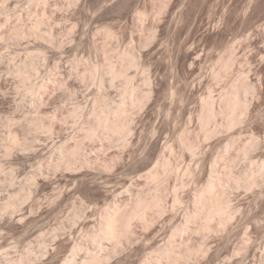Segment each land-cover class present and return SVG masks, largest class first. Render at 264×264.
<instances>
[{
	"label": "rangeland",
	"instance_id": "obj_1",
	"mask_svg": "<svg viewBox=\"0 0 264 264\" xmlns=\"http://www.w3.org/2000/svg\"><path fill=\"white\" fill-rule=\"evenodd\" d=\"M0 264H264V0H0Z\"/></svg>",
	"mask_w": 264,
	"mask_h": 264
},
{
	"label": "bare ground",
	"instance_id": "obj_2",
	"mask_svg": "<svg viewBox=\"0 0 264 264\" xmlns=\"http://www.w3.org/2000/svg\"><path fill=\"white\" fill-rule=\"evenodd\" d=\"M110 223V222H109ZM109 225H111V224H109ZM106 226H108V225H106ZM109 228H110V226H109Z\"/></svg>",
	"mask_w": 264,
	"mask_h": 264
}]
</instances>
